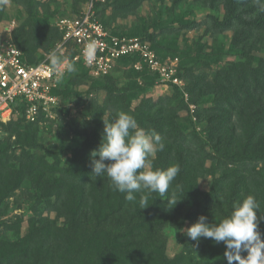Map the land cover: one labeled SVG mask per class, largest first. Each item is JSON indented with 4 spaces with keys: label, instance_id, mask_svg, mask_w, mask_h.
Instances as JSON below:
<instances>
[{
    "label": "rangeland",
    "instance_id": "rangeland-1",
    "mask_svg": "<svg viewBox=\"0 0 264 264\" xmlns=\"http://www.w3.org/2000/svg\"><path fill=\"white\" fill-rule=\"evenodd\" d=\"M33 1H39L40 4L33 5L32 10H30L29 4L22 0H0V46L7 42L16 43L22 38V34L32 32L34 27L39 30L43 28L53 29V31H50L53 35L56 33L55 29L59 20L78 17L89 2V0ZM232 1L236 10L239 11L232 19V23H224L227 17L224 14L221 0L215 2L213 0H142L140 3L135 1L129 8H126L124 13L114 9L116 6V0H114L105 3L99 10L100 16L110 31H107L109 34L120 32L132 35L128 37L136 36L135 34H142L146 37L147 34H144V30L148 33L157 30L155 31L157 33L161 27V34L157 38L159 42L161 41L160 46L183 50V53H185L183 55L185 66L190 67L191 72L200 75L199 80L203 84L202 92L207 91L205 92L207 94L202 95L198 103L193 102V96L185 90V94L182 93V96H178L173 101H167L164 104L165 111L172 106L176 107L174 112L179 108H186V110L179 112L181 117H177V129L181 133L179 138H176L174 133L169 136L175 137V142L178 144H187L190 148L205 143L204 140H206L210 127L212 128L219 123H221V132L224 134L222 138L227 139V136H231L232 132L237 129L238 132L235 136L242 142L241 138L243 139L244 131L238 124L240 115L238 110L241 104L237 102L234 108V103H232V79L236 80V76H241L243 70L247 72L246 75H249L252 89H256L259 84L263 85L261 81L254 82V78L250 77V72L248 73L247 69L255 68L258 64L264 66V33L257 31L254 34H249L251 40L247 42L244 48L242 45H238L237 41L238 39H244L239 38V36L244 37V34H248L246 33L248 29L250 31L253 29L250 25L254 24L252 22L254 15L263 19L264 15L261 16L255 0ZM225 2H228V0H225ZM77 12H79V15H77ZM208 15L212 17L208 18ZM233 32L234 35L232 36ZM46 34L40 33L39 36H45ZM36 38H38V35H36ZM41 38L44 40V37ZM56 38L57 35L51 40L54 41V47L59 42L56 41ZM203 40H206L209 44L203 43ZM52 42L47 41L46 46ZM258 43L263 44V48L261 51L256 52L258 57H254L251 51ZM25 46L24 54H31L33 59L42 57V60L48 58L54 49L44 50V47H34L30 42L26 43ZM57 54L60 57V54ZM167 58L173 60L176 57L168 56ZM130 69L131 67L127 64H119L111 73L109 80L102 77L104 75H94L89 71L85 73V71L75 67V71L68 73L63 81V105L57 116L44 119L35 124L19 122L0 126V160L6 156L18 157L26 152L27 163L24 167L29 162L36 165L37 160L40 165L38 169L40 179L35 177V169L28 177V172L22 167L23 164L21 166L18 165L19 163L14 164L11 171L3 177L1 176L2 167H0V257L5 246H13L17 250L24 247L23 242H25L30 230L31 235L34 234V218L37 220V224L40 223L41 219L46 218L45 223H53L54 226H62L63 228L71 227L72 223L66 222L69 216L65 215L64 207L60 206L62 205L60 203L61 199L58 200L57 196L62 185V172L66 169L67 163L74 157L75 152L83 146L86 136L91 134L93 127H96L97 133L102 135L103 118L115 116H108L106 111L109 110L104 109L102 111L100 109L102 106L106 108V105L114 107L115 99L108 96L106 90L102 88L105 82L107 86L114 88H118L123 83L124 85L128 84L136 95V97L131 98L130 106L132 108H135L143 98L156 99L169 93L168 86L165 87L159 83H155L146 93H142V91L137 93V86H141L140 84L146 78L135 76ZM232 70H235V72H232ZM228 74H231V83L227 81ZM219 84L224 85L220 92L217 87ZM132 91L129 92L128 96L133 94ZM225 96L231 97V99L228 98L227 101L221 102L220 98L223 99ZM180 98L182 102H180ZM132 108L130 109L131 112L126 113L132 115L137 121L139 119L138 114L133 112ZM98 117L99 125L95 124V118ZM174 129L175 126H172L171 130ZM170 137H166L165 141L171 139ZM196 138L202 141L198 142ZM97 140L99 139L96 138ZM255 140H259V142L257 145H253L252 148H263L264 136H260ZM98 144H95L93 149L97 148ZM164 145V149L158 151L154 158L149 157L152 168H156L158 165H153L154 162L156 164L155 159L159 160L158 163L162 159H168L167 156H164L167 142H164ZM233 151L237 152V149L231 152ZM81 154L80 152L78 156L80 157ZM25 155L23 154V156ZM96 158L99 159V157ZM227 162L230 161L224 160V164ZM48 166L54 167V169L49 171ZM84 166L86 168L90 167V162L84 161ZM209 169L210 171L213 170L211 166ZM212 182L213 178L211 176L203 177L199 180L200 190L208 191ZM93 184L96 186L94 182ZM231 184L227 182L226 186H232ZM225 188L224 186L223 193L220 195V197L222 196L220 198L221 202H224V204L228 201L227 194L229 193L228 188L227 191ZM63 191L65 198H62V200L67 202L71 197L70 192L68 189ZM85 194L84 206L77 214L78 229L84 227L86 222L92 218L88 203L90 202L89 196H91V193L87 192L86 189ZM157 199L164 200L165 197L160 198L158 196ZM176 200L175 204L178 206V212L171 209L170 212L173 217L170 218L172 219L168 220L166 216L165 219L160 220L158 227H156L158 230L155 231V235L158 237L159 242L162 240L160 243L162 256L157 262L164 264L162 263L164 255L169 258L176 255L184 260L182 264H212L213 261L226 260L224 257L225 245L223 243H216L201 237L199 242L193 241L189 247L184 245L179 229L180 223L182 219H187L185 218L186 214L190 213L194 207L191 206L189 199H187V202L183 201L186 202L183 205L178 198ZM194 210L196 209L194 208ZM161 212L168 215V210ZM209 213L206 214L204 208H199V214L207 217V221L211 223L210 218L212 215ZM217 213L223 214V212ZM225 216L222 215L221 217ZM154 218L156 219L157 215ZM114 222L116 223V229H114ZM121 225L119 217L112 223H105L101 228L102 235L125 233L126 229ZM189 225L191 223L187 224V227ZM87 228L88 235L94 232L92 226H87ZM95 234L93 237H95ZM34 236L35 238H41L40 233H36ZM92 247L95 248L93 244ZM90 251L82 257V260L78 259L79 256L72 258V264H79L80 261L83 264H95L97 262L94 254L96 249H90ZM37 252H33L34 257L29 253L30 257L27 256L28 260L25 259L24 264H56L50 258L45 257L43 259L40 252ZM101 253H106L104 246L98 249L97 256ZM7 260L17 262L18 259L15 255H11Z\"/></svg>",
    "mask_w": 264,
    "mask_h": 264
},
{
    "label": "trees",
    "instance_id": "trees-1",
    "mask_svg": "<svg viewBox=\"0 0 264 264\" xmlns=\"http://www.w3.org/2000/svg\"><path fill=\"white\" fill-rule=\"evenodd\" d=\"M22 1L29 4L30 10H32L33 5L36 6L40 4L39 1L33 0ZM111 1L113 2L114 0H104L103 2L97 1L94 3L96 17L107 31L109 30L106 27V23L103 21V18L100 16L99 10L105 3H110ZM135 1L140 3L142 0H116V6L114 9L120 10V12L124 13L126 12V8H129ZM213 1L215 2L216 0ZM172 3L174 4L173 1ZM221 5L224 10V14H226L227 17L224 20V23H232V19L239 13L234 6V2L232 0L231 2L230 0H228V2L221 0ZM236 6L238 9L237 3ZM260 14L263 17L264 12H260ZM77 15H79V12H77ZM211 17V15H208V18ZM252 19L254 24H251L250 26L253 27V29H251V31L248 29L246 31L248 34H244V37L239 36V38L244 39H238L237 41V44L240 46L242 45L243 48L246 47L247 42L251 40L249 34H254L257 31H262L264 33V19L256 17L255 15ZM160 29L157 33L155 32L157 30H154V32L151 33L144 30V34H147L146 37L142 34L135 35L142 40L144 39L148 41L151 49L156 53L160 60H164L168 56L178 58L177 75L185 81L183 91L187 90L194 98H192V101L198 103L200 97L207 94L205 93L207 91H204V93L202 92L203 84L199 80L200 75H198V73L195 74L191 72V68L185 66L183 62V55H185V53H183V50L160 46L161 41L159 42L157 39L161 34ZM55 30L56 33L52 35L50 31H53V29L47 30L46 28H43L39 30L34 27L32 32H25L22 34V38L13 44L21 51L23 62L29 65L39 63L42 60V57L33 59L31 54L28 53H25V56L23 53L26 49L25 44L30 42L34 45V47L42 46L44 47V50H48L49 48L53 49L54 41L52 42L51 40L54 36L57 35L56 41L61 39V32L58 28ZM38 33H47L45 36L41 35V37H44V40ZM116 33L117 34L113 32L111 34L118 36H132L120 32ZM36 35H38V38H36ZM233 35L234 32L232 36ZM47 41L52 43L46 46ZM203 41V43L209 44L206 40ZM262 48L263 44H256L253 51H251L252 56L258 57L256 52L261 51ZM137 60L138 58L135 55L122 56L115 61V65L112 70L102 77L110 80L111 73L119 64H127L131 67L130 70L135 76L146 78V80H142L143 82L140 84L141 86H137L136 88L137 93H140L141 91L142 93H146L155 83L159 82V77L157 74L150 72L145 66H143L140 71L135 70L132 65ZM71 64H73L74 67L85 71V73H88L89 71L88 68L79 62ZM261 67L262 64L260 66L258 64L255 68L252 67L250 70L247 69L248 73L250 72V77L254 78V82L258 80L263 83V85L259 84L256 89H252V84L250 82L249 75H246V71L242 70L241 76H236V80H234V78L232 79V103H234V108L237 102H240L241 104L238 110L240 113L238 124L244 131L243 139L241 138L242 142H240L235 136L238 132L237 129L232 132L231 136H227V139L222 138L224 134L221 132V123H219L218 125H214L212 128L210 127L206 140H204L205 143L199 145L198 147L194 146L193 148H190L187 144H178L175 142V137L172 138L169 136L174 133L176 134V138H179L181 133H179L177 129V117H181L179 112L186 110V108H179L174 112L176 107L172 106L165 111L164 104L167 101H173L178 96H182V93L184 92L180 88L175 85H168V94L159 96L156 99L143 98L139 101V104H137L135 108H132L130 106L132 102L131 98L136 97V95L128 84L124 85L123 83L118 88H114L107 86L105 82L102 85V88L106 90L108 96L115 99L114 107L106 105V108L103 106V108H100L102 111H104V109L109 110L106 111V115L112 116L120 111L131 112L130 109L132 108L133 112L138 114L139 119L137 120V123L140 127L145 130H155L162 137V142H167L165 149L166 154H164V156H167L168 159H162L160 163H158V159H155L156 164L153 161V165L158 164L156 168L160 169H165L170 165H179L180 167V172L170 185L166 198L164 200H160L157 199L158 193H147L145 191L144 195L147 196L148 205L144 208H140L139 193L136 194L137 202H128L125 199L124 193L115 191L111 187V182L106 176L96 178L92 174L91 167L86 168L84 166V161L90 162V151L93 149L95 144L100 143L102 136L97 133V128L93 127L91 134L86 136L83 146L75 152L74 157L67 163L66 169L62 172V185L57 194L58 200L61 199L60 203L62 205L60 206L64 207L66 213L65 215L69 216V219L66 222H71V227L68 226L63 228L62 226H54L53 223H45L46 218L41 219L40 223L37 224V220L34 218V234L40 233L41 238H35L34 234L31 235L32 232L30 230L26 236L25 242H23V248L17 250L13 246H5L3 254L0 257V264H24L27 256L30 257V255H28L29 253H31L34 257V251H38L37 253L40 252L43 259L45 257L50 258L53 262L55 261L56 264H72V258L79 256L80 258L78 259L82 260V257L86 255L87 252H91L90 249H96V253L94 254L95 261L97 262L95 264H160L161 262L158 263L157 260L162 256V249L160 248L162 240L159 242L157 239L158 237L155 235V231L158 230L156 227H158V223H160L161 219L166 216L168 217V220L172 219L170 218L173 217L170 212L171 209L178 212V206H176V204H172V201L176 200V198H178L182 205L188 201L187 199H189L191 206L196 209L194 210L193 208L190 213H187L185 216L187 219H182V222L180 223L179 229L182 234L181 237H183V243L186 247H189L193 241L184 234L183 229L187 228V224H192L197 220L198 217L196 216L200 215L199 208H204L206 214L210 212L209 214L212 215L210 218L212 223L215 219L222 218V215H228L231 211L233 202L241 200L244 196L249 194L253 195L259 203L257 231L260 233L261 240H264V146L261 149L252 148L253 145H257L259 142V140L255 139H258L260 136H264V66L262 67V70L260 69ZM232 72H235V70H232ZM67 74L68 72L64 73L63 79L51 92L59 98V105L54 109V116H57L62 109L64 98L62 86ZM227 81L231 83V74L227 77ZM217 87L220 92L224 85L219 84ZM130 91H132L133 94L128 96ZM228 98V96H225L223 99L220 98V100L223 102L225 100L227 101ZM229 99H231V97ZM180 102H182V99ZM91 104L93 103L91 102ZM24 110L25 103L22 100H16L13 104L12 119L6 123L0 122V126H4V124L8 123L12 125L13 123L19 122L35 124L47 119L43 114H40L34 122H30L25 119ZM95 120V124L99 125V117L95 118ZM151 124H153V126H151ZM261 125H263L262 128L258 130ZM172 126H175L174 130H171ZM146 127L148 128L146 129ZM257 132L259 133L258 136ZM166 137H170V141H165ZM96 138L99 140L96 141ZM196 139L198 142L202 141L198 138ZM234 149H237V152H231ZM80 152L82 154L79 157L78 155ZM23 154L25 155L27 153L23 152L22 155L18 157L6 156L4 159L0 160L2 177L11 171V168H13V165L16 163H19V166L23 164L22 167H24L25 163H27V158L26 155L23 156ZM224 160H229L230 162L224 164ZM209 165L212 167V171H210ZM215 165L216 167H214ZM39 167V161L37 160L36 165L29 162L24 169L28 172V177L35 169V177L40 179L38 172ZM48 168L49 171L54 169V167L49 166ZM207 175L213 178V182L211 183L208 191L205 192L200 190L199 180ZM93 182L97 187L93 184ZM227 182L232 183V186H226ZM224 186L226 187L225 190L227 191L228 188L229 192L227 194L228 201H226L225 204L224 202H221L220 199L222 197H220V195L223 193ZM66 189L69 190L71 195L67 202L62 200V198H65L63 190ZM86 189L87 192L91 193V196H89L90 202L88 203L92 213V218L86 222L84 227L78 229V223L76 222L77 214L81 207L84 206L83 202L86 197ZM167 210L168 215L161 212ZM217 212H223V214ZM155 215H157L156 219L154 218ZM118 217L120 224H122L121 226L126 229V232L123 234L110 233L108 236L102 235V225L104 226L107 222L112 223L113 221H116ZM87 226H92L94 229V232L90 235H88ZM114 226V229H116L115 222ZM94 234L95 237H93ZM58 236L60 237L58 238ZM92 244L95 248L92 247ZM102 246L106 249V253H101L97 256L98 249H100V247L102 248ZM245 254L246 253H242V255ZM11 255L16 256V259H18L17 262H9L7 260ZM163 258L162 263L164 264H182L184 261L176 255L171 258L164 255ZM227 263V260L212 262V264ZM79 264L83 263L80 261Z\"/></svg>",
    "mask_w": 264,
    "mask_h": 264
},
{
    "label": "clouds",
    "instance_id": "clouds-1",
    "mask_svg": "<svg viewBox=\"0 0 264 264\" xmlns=\"http://www.w3.org/2000/svg\"><path fill=\"white\" fill-rule=\"evenodd\" d=\"M255 3L258 10L264 12V0H255ZM96 50V41L85 44L83 55L87 63L94 61ZM49 60L54 68L60 63L56 51L50 53ZM65 71L74 72V65L67 63ZM56 76L59 83L64 77V71L57 72ZM103 125L100 143L89 154L92 174L96 178L106 176L111 187L124 193L128 202H137L136 194L139 193L140 208L148 205L145 191L166 198L180 167H151L149 157L154 158L165 147L160 134L140 127L132 115L123 111L117 112L114 117L103 118ZM176 202L173 200V205ZM258 209L259 203L249 194L233 202L227 216L209 223L207 217L200 215L183 232L192 241L199 242L203 237L223 243L224 257L228 264H264V240H261L257 231Z\"/></svg>",
    "mask_w": 264,
    "mask_h": 264
},
{
    "label": "built area",
    "instance_id": "built-area-1",
    "mask_svg": "<svg viewBox=\"0 0 264 264\" xmlns=\"http://www.w3.org/2000/svg\"><path fill=\"white\" fill-rule=\"evenodd\" d=\"M97 1L104 0H89L78 17L61 19L57 23L61 39L52 52L60 54V63L55 68L49 56L35 65H29L23 62L21 51L12 42L0 46L1 123L12 119L13 104L18 99L25 103L26 120L34 122L40 114L46 118L53 117L59 98L51 92L58 84L56 73H65L67 63L79 62L92 74L102 76L112 70L118 58L135 55L138 58L132 65L135 70L140 71L145 66L158 75V83L162 86L175 85L183 91L185 81L177 75V58L160 60L147 41L137 36L109 34L95 16L94 3ZM92 40L96 41L97 50L94 61L89 64L83 49Z\"/></svg>",
    "mask_w": 264,
    "mask_h": 264
}]
</instances>
